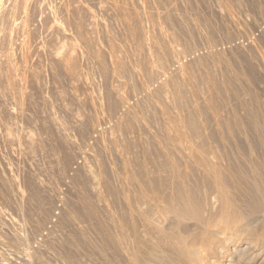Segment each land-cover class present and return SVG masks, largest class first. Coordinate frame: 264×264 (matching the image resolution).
Listing matches in <instances>:
<instances>
[{"label":"rangeland","instance_id":"rangeland-1","mask_svg":"<svg viewBox=\"0 0 264 264\" xmlns=\"http://www.w3.org/2000/svg\"><path fill=\"white\" fill-rule=\"evenodd\" d=\"M197 263L264 264V0H0V264Z\"/></svg>","mask_w":264,"mask_h":264},{"label":"bare ground","instance_id":"bare-ground-1","mask_svg":"<svg viewBox=\"0 0 264 264\" xmlns=\"http://www.w3.org/2000/svg\"><path fill=\"white\" fill-rule=\"evenodd\" d=\"M221 195H222V194H221ZM219 196H220V195H219ZM220 197H221V196H220ZM223 200H225V199L223 198ZM220 212H221V211H220ZM228 214H229V213H228ZM222 216H223V215H222ZM222 216H221V217H222ZM225 216H226V217H225ZM228 216L231 217V214H230V215H225V214H224L223 217H225V218H230V217H228ZM232 217H233V215H232ZM234 217H235V216H234ZM225 218H223V219H225ZM223 219H222V220H223ZM226 220H228V219H226ZM230 220H231V219H229V222H228V223L231 224V221H230ZM233 222H234V221H233ZM226 223H227V222H226ZM235 223L237 224V222H234V225L236 226ZM230 224H228V225H230ZM228 225H227V226H228ZM234 225H232V226H230V227H233ZM227 228H229V227H227ZM209 237H210V236H209ZM203 239H204V238H203ZM179 241H180V240H179ZM202 242H203V241H202ZM202 242H201V243H202ZM206 244H207V242H206ZM202 245L204 246V243H203ZM188 246H189V245H188ZM203 246H202V247H203ZM208 246H209V245H208ZM185 247H186V245H185ZM204 248H205V247H204ZM227 248H228V247H227ZM187 249H188V248H187ZM202 250H203V249H202ZM189 251H190V250H189ZM190 252H191V251H190ZM192 252H193V250H192ZM198 253H199V252H198ZM191 254H192V253H190V255H191ZM198 255H199V254H198ZM197 257H198V256H197ZM193 258H194V257H193ZM198 260H199V259H198ZM201 260H202V259H201ZM195 261H196V260H195ZM197 264H198V263H197ZM199 264H200V263H199Z\"/></svg>","mask_w":264,"mask_h":264}]
</instances>
